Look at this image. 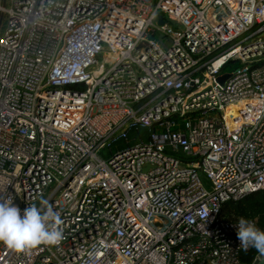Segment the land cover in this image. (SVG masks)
I'll return each instance as SVG.
<instances>
[{
    "label": "built area",
    "instance_id": "obj_1",
    "mask_svg": "<svg viewBox=\"0 0 264 264\" xmlns=\"http://www.w3.org/2000/svg\"><path fill=\"white\" fill-rule=\"evenodd\" d=\"M261 189L264 0H0V202L63 233L0 264H259Z\"/></svg>",
    "mask_w": 264,
    "mask_h": 264
},
{
    "label": "clouds",
    "instance_id": "obj_2",
    "mask_svg": "<svg viewBox=\"0 0 264 264\" xmlns=\"http://www.w3.org/2000/svg\"><path fill=\"white\" fill-rule=\"evenodd\" d=\"M61 223L60 217L51 207L40 208L33 204L21 214V209L13 205L12 201L0 202V244L16 252L40 245H58L63 236L59 228ZM237 238L245 251L252 247L264 255V231L255 223L241 218Z\"/></svg>",
    "mask_w": 264,
    "mask_h": 264
},
{
    "label": "trees",
    "instance_id": "obj_3",
    "mask_svg": "<svg viewBox=\"0 0 264 264\" xmlns=\"http://www.w3.org/2000/svg\"><path fill=\"white\" fill-rule=\"evenodd\" d=\"M221 216L228 220L256 219L259 229L264 231V189L250 193L237 202L225 203L221 210ZM256 252L254 248L250 256Z\"/></svg>",
    "mask_w": 264,
    "mask_h": 264
},
{
    "label": "rangeland",
    "instance_id": "obj_4",
    "mask_svg": "<svg viewBox=\"0 0 264 264\" xmlns=\"http://www.w3.org/2000/svg\"><path fill=\"white\" fill-rule=\"evenodd\" d=\"M7 1H8V0H7ZM5 25H6V19L3 20V26H5ZM99 60H101V57H99ZM141 133L145 134V133H146V130H142ZM201 180H202L203 183L205 184L206 188H209V187H208V182H207V180H206L203 176H201ZM259 264H264V259H262V260L259 262Z\"/></svg>",
    "mask_w": 264,
    "mask_h": 264
},
{
    "label": "water",
    "instance_id": "obj_5",
    "mask_svg": "<svg viewBox=\"0 0 264 264\" xmlns=\"http://www.w3.org/2000/svg\"><path fill=\"white\" fill-rule=\"evenodd\" d=\"M159 24H162V19H159ZM228 74H223L221 76L218 77V83L219 84H223V82L228 78Z\"/></svg>",
    "mask_w": 264,
    "mask_h": 264
}]
</instances>
